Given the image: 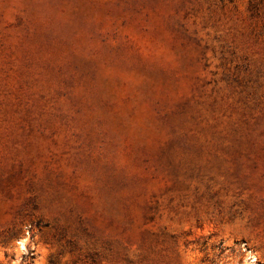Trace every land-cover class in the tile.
<instances>
[{"label": "rangeland", "instance_id": "obj_1", "mask_svg": "<svg viewBox=\"0 0 264 264\" xmlns=\"http://www.w3.org/2000/svg\"><path fill=\"white\" fill-rule=\"evenodd\" d=\"M0 264H264V0H0Z\"/></svg>", "mask_w": 264, "mask_h": 264}]
</instances>
